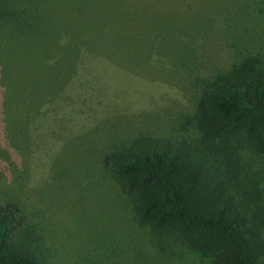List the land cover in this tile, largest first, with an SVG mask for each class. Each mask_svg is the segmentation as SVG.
Instances as JSON below:
<instances>
[{"label":"trees","instance_id":"16d2710c","mask_svg":"<svg viewBox=\"0 0 264 264\" xmlns=\"http://www.w3.org/2000/svg\"><path fill=\"white\" fill-rule=\"evenodd\" d=\"M181 3L185 6L170 14L149 16L156 23L163 18L158 24L120 32L115 46L143 57L144 75L168 68L159 76L182 90V109L191 110L182 123L185 133L138 136L109 149L103 163L131 198L139 223L173 240L180 253L191 256L187 261L264 264V0ZM83 5L78 0L70 12ZM48 9V0H0V63L11 76L18 66L21 72L29 67L47 83L52 42L58 47L60 30L76 26L73 13L67 21L57 20ZM177 49L188 56L184 66L170 53ZM208 58L210 68L198 75ZM80 59L70 67L88 72L90 63ZM56 89L36 108L29 107L27 96L25 111L20 104L10 121L35 152L48 138L60 143L69 136L66 115L73 110L63 108L74 101L67 98V87ZM2 101L0 117L7 109ZM9 152L14 160L15 151ZM0 264H52L43 234L11 196L0 202Z\"/></svg>","mask_w":264,"mask_h":264},{"label":"rangeland","instance_id":"374dc122","mask_svg":"<svg viewBox=\"0 0 264 264\" xmlns=\"http://www.w3.org/2000/svg\"><path fill=\"white\" fill-rule=\"evenodd\" d=\"M77 1L48 0L54 18L67 21L73 13L76 26L60 30L64 36L58 47L52 42L54 60L46 67L47 83L31 75L29 67L21 72L18 66L11 76L0 63V101L4 98L2 105L7 108L0 117V202L7 196L16 198L20 210L43 234L52 264H192L187 261L191 256L180 253L173 240L139 223L131 198L103 163L109 149L138 136L185 133L182 123L191 110L182 109V90L159 76L168 68L144 75L139 63L145 61L143 57L135 58L115 46L120 32L148 28L157 16L185 4L181 0H83L82 10L70 12ZM170 53L177 64L189 62L178 49ZM78 58L90 63L88 72L70 67ZM212 62L206 59L198 75H205ZM63 86L68 88L67 98L74 101L63 108L73 110V116L66 115L69 136L60 143L48 138L43 150L35 152L10 121L20 104L25 111L27 96H31L29 107L36 108ZM9 151H15L14 160Z\"/></svg>","mask_w":264,"mask_h":264}]
</instances>
